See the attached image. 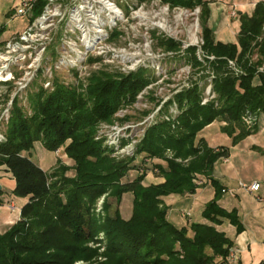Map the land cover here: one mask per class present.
<instances>
[{
    "label": "trees",
    "instance_id": "obj_1",
    "mask_svg": "<svg viewBox=\"0 0 264 264\" xmlns=\"http://www.w3.org/2000/svg\"><path fill=\"white\" fill-rule=\"evenodd\" d=\"M162 1L203 9L204 48L218 57L219 68L213 79L217 103L200 105L197 90L190 89L177 97L179 102L186 99L187 105L177 114L179 123L173 129L166 122L148 129L137 152L164 159L166 166L157 165L161 182L146 185L144 173L122 181L128 171L140 165L132 158L110 157L93 139L95 123L109 118L122 97L133 95L145 84L140 73L121 78L96 75L85 96L64 85H56L47 94L35 92L29 117L13 107L6 141L0 144V171L9 175L13 187L10 191L0 187V206L11 200L16 203V199L23 202L16 222L0 233V264H73L78 260L86 264H222L226 259L232 240L218 226L227 220L236 233L243 230L236 210L227 211L218 204L223 187L212 177L215 162L227 156V148L210 147L199 133L214 120H222L226 123L223 130L234 143L253 131L241 122L245 111L264 115L263 74L255 71L261 60L249 64L246 58L251 43L262 33L264 0L256 2L251 15L238 13L235 43L215 40L207 26L208 0ZM41 8L39 0L33 7L34 14ZM4 30L0 26V35ZM257 46L263 55L264 41ZM230 58L244 61L245 73L228 74L224 64ZM67 139L70 142L64 151L73 160V168L47 173L31 159L36 141L53 151ZM166 151L172 154L170 158ZM70 169L73 176L64 175ZM203 178L214 190L201 212L206 222L176 227L167 218L163 198L194 194L201 186L194 179L202 183ZM5 192L11 196L7 201ZM127 192L132 194V209L125 219L118 205ZM102 195L113 198L116 206L111 213V203L105 199V214L97 217L94 206ZM89 242L103 250L99 252V246L91 247ZM259 264H264V259Z\"/></svg>",
    "mask_w": 264,
    "mask_h": 264
},
{
    "label": "rangeland",
    "instance_id": "obj_2",
    "mask_svg": "<svg viewBox=\"0 0 264 264\" xmlns=\"http://www.w3.org/2000/svg\"><path fill=\"white\" fill-rule=\"evenodd\" d=\"M41 1L42 8L37 15L32 8L29 16L10 18L5 15L7 8L11 6L10 0H0V25L5 26V35L30 26L26 40L18 45L17 52L12 53L7 62L1 63L5 64L4 70L8 75L6 81H0V115H6L8 110L7 116L0 118V130L4 137L6 138L13 107L20 108L25 116H31V95L35 92L42 91L47 94L54 91L56 85H64L85 96L89 83L96 75L106 73L114 78H121L140 73L146 80L145 84L133 95L128 93L122 97L119 106L109 118L95 123L93 139L110 157L132 158L135 164L140 165L128 171L122 181L133 179L138 173L145 174V185L162 181L157 165L159 163L166 166L165 160L137 152L148 129L160 122L168 123L173 129L179 123V120H175L177 113H181L187 105L186 99L179 102L177 97L190 89L197 90L200 105L217 103L213 79L219 68L218 57L204 48L201 25L203 9L200 6H172L162 0H103L104 5L109 4L117 10L114 14L116 17L111 18L109 10L98 0ZM230 1L247 2L242 9L241 3L224 6L223 2L229 1H217L212 16L207 5L208 27V21L214 23V28L218 26L220 13L227 16L228 26L234 23L239 12L251 15L259 0ZM38 2L36 0L35 4ZM219 4L224 5H220L222 8L218 9ZM233 11L235 16L231 14ZM229 28L232 29L231 26ZM210 29L214 34V30ZM10 39L11 37L0 39V53L6 50ZM262 41L264 25L261 35L251 43L250 53L246 56L249 64L261 60L255 66L258 74H263L259 68L264 67V54L260 55L257 46ZM230 59L235 61L240 72L230 68L227 59L224 67L226 65L228 74L240 76L245 73L242 66L244 61ZM217 127L218 122L215 121L207 131ZM257 130L264 136L261 123L259 127H254L253 132ZM223 141V138H219L211 144ZM69 142L70 139H67L61 146L50 151L36 141L30 151L31 159L39 163L47 173L61 167L73 168V160L64 151V146ZM165 155L169 158L172 156L168 151ZM73 174V169L64 173L68 177ZM1 178H4V185L7 187L10 178L0 171ZM194 181L197 184L200 182L197 179ZM105 199L111 203V213L116 206L113 198L102 195L94 206L97 217L105 214ZM16 204L20 208L22 201L16 199ZM118 209L122 218L130 217V192L122 195ZM17 213H13V220ZM8 215V209L0 210V217L6 218ZM176 227L180 228L181 225ZM101 236L102 233L98 235ZM88 245L99 246V252L103 250L99 244L89 242ZM73 264L86 262L78 260Z\"/></svg>",
    "mask_w": 264,
    "mask_h": 264
},
{
    "label": "crops",
    "instance_id": "obj_3",
    "mask_svg": "<svg viewBox=\"0 0 264 264\" xmlns=\"http://www.w3.org/2000/svg\"><path fill=\"white\" fill-rule=\"evenodd\" d=\"M217 1L220 0H208L211 16L214 14ZM225 1L229 2H223L225 5L219 4V6H227V4L229 5L237 2H231L230 0ZM10 2L11 6L7 8L8 10L5 12V15L12 18L18 16L14 15L17 0H10ZM245 2L247 1H238L237 3H241L240 8L243 9L242 6ZM222 6L217 8H222ZM208 24L209 27L214 30V34L216 33L215 40L221 42H236V33L238 32L239 26L238 17L234 23L230 25L232 29L229 28L227 16L223 13L219 15L217 27L214 28L212 26L214 23L210 21H208ZM25 27L26 26L8 35H5L4 30L0 39L5 40L12 37ZM215 121L218 122L217 129L207 131ZM225 126L226 123L224 121L214 120L199 133V137H203L210 147L222 146L227 148V156L219 158L215 162L212 170V177L223 187V192L218 199V204L227 211L235 209L243 225V230L240 233H236L235 227L229 224L227 220H223L218 228L224 231L227 237L232 240V249L237 255L236 264H259L264 259V136L258 130L256 132H253V130L251 134L232 143L231 136L223 130ZM236 133L237 131L235 130L233 134ZM219 138H223L224 141L222 143L217 142L215 145L211 144L212 141L215 142ZM5 175L9 177L7 173H5ZM3 179L4 178L0 179V187L4 186V189L10 191L13 187V181L9 179V185L5 187ZM202 181V183H198L201 186L197 188L194 194H171L163 198L164 204L168 208L167 218L173 225H181L182 227L188 226L191 222H206L201 216V212L204 204L213 197L214 190L208 180L202 179ZM253 181H257L260 184L257 192L249 193L247 190L240 187V183L248 184ZM3 196L5 197V201L11 197L8 192H5ZM21 201L23 202V200ZM3 208L7 209L5 203L0 206V210ZM17 212L19 213V208ZM13 213L15 212L10 214L9 211V215L6 218L0 217V233H3L9 227L8 224L17 220L18 213L17 216L14 217V220L12 219ZM4 224L7 226L5 227Z\"/></svg>",
    "mask_w": 264,
    "mask_h": 264
},
{
    "label": "built area",
    "instance_id": "obj_4",
    "mask_svg": "<svg viewBox=\"0 0 264 264\" xmlns=\"http://www.w3.org/2000/svg\"><path fill=\"white\" fill-rule=\"evenodd\" d=\"M35 1L36 0H17V6L14 11L15 15L23 16V17L29 16L31 14ZM231 14L235 16L234 11L231 12ZM29 30H30V26L28 27L26 26L22 31L15 34L16 37L12 36L10 41H8L7 43L6 50L0 53V81H6L8 79V75L6 74L4 70L5 64L3 65L1 63L7 62L9 60V56L12 53L17 52L18 45H20L22 41L26 40V34L28 33ZM16 43L17 45L15 46ZM23 57L25 58V55ZM228 62H229L230 68H233L235 72H240V69L236 66V63L234 60L229 59ZM259 71L263 73V79H264V67H260ZM7 112L8 110L6 111V115L5 113H2L0 115V118L7 116ZM241 122L246 129L251 130V131L254 130V127L256 125H258L259 127L260 123L262 124V129H264V115L261 114V112L259 113V111H254V112L248 111V110L245 111L241 116ZM5 140L6 138L4 137V134H2L0 130V144L3 143ZM259 186L260 184L257 181H253L248 184L240 183V187L244 188L249 193L257 192L259 189ZM7 209L10 212H16L18 210V207L16 203L13 200H11L7 203ZM236 262H237V255H236V252L231 247L228 251V255L226 259L223 261L222 264H236Z\"/></svg>",
    "mask_w": 264,
    "mask_h": 264
},
{
    "label": "bare ground",
    "instance_id": "obj_5",
    "mask_svg": "<svg viewBox=\"0 0 264 264\" xmlns=\"http://www.w3.org/2000/svg\"><path fill=\"white\" fill-rule=\"evenodd\" d=\"M98 1L101 2V3L103 4V6L106 7L107 10H109V12H110V14H111V18H115V17H116V16L114 15L115 12L117 13V10H116V9H114V8L111 7V6H109V4L104 5V1H103V0H98ZM108 3H109V2H108ZM95 17H96V15H95ZM95 17H93V18H95ZM96 32H98V30H97Z\"/></svg>",
    "mask_w": 264,
    "mask_h": 264
}]
</instances>
